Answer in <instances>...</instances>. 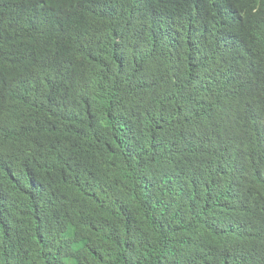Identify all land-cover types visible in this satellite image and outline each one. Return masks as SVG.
<instances>
[{
  "label": "trees",
  "instance_id": "1",
  "mask_svg": "<svg viewBox=\"0 0 264 264\" xmlns=\"http://www.w3.org/2000/svg\"><path fill=\"white\" fill-rule=\"evenodd\" d=\"M0 264H264V0H0Z\"/></svg>",
  "mask_w": 264,
  "mask_h": 264
}]
</instances>
